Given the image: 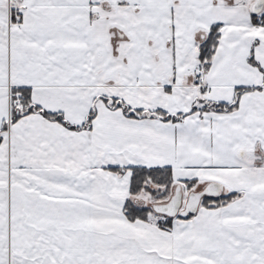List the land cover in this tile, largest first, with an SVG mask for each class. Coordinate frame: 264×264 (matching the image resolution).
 Masks as SVG:
<instances>
[{
  "label": "snow or ice",
  "instance_id": "6c2138e0",
  "mask_svg": "<svg viewBox=\"0 0 264 264\" xmlns=\"http://www.w3.org/2000/svg\"><path fill=\"white\" fill-rule=\"evenodd\" d=\"M0 264H264V0H0Z\"/></svg>",
  "mask_w": 264,
  "mask_h": 264
}]
</instances>
